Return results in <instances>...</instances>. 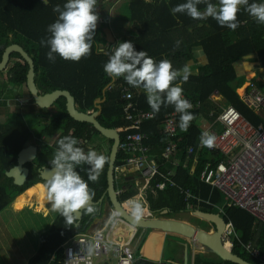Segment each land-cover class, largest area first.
<instances>
[{"label":"trees","instance_id":"1","mask_svg":"<svg viewBox=\"0 0 264 264\" xmlns=\"http://www.w3.org/2000/svg\"><path fill=\"white\" fill-rule=\"evenodd\" d=\"M186 2L187 0H124L122 4H116V6L112 4L114 2L110 3L105 12L104 7H98V3L100 20L93 38L91 55L79 62L65 61L56 55L53 63L47 58L50 48L42 45L41 40L51 37L48 28L58 19L59 14L53 11L54 6L60 5L63 8L67 0H0V60L6 46L14 43L23 46L34 60L35 81L42 92L57 89L68 90L74 96L78 109L84 112L96 110V99L104 98L101 104V115L98 117L103 126L116 129L122 138L128 133L143 131L150 133L148 134L149 144L152 145L153 141L161 142L163 137L165 142L166 135L161 131L158 133V129H161L166 114L174 110V106L162 105L160 112L154 113L142 87H132L123 78H112L105 73L104 65L108 62L111 52L106 48L104 28H111L113 25L119 40L125 39V42H132L137 51L147 52L148 56L157 63L163 59L170 60L175 69H182L189 61H195L193 47L201 45L207 59L197 64V75H191L187 82L178 81L183 88V94L195 101H206L209 95L218 91L225 96L229 104L235 106L244 117L257 125L260 119L236 93V88L242 85L244 76L237 74L235 63L242 61L246 56L256 54L264 67V24L256 22L243 8L239 14L240 26L235 31L221 27L212 17L195 20L186 13H177L175 16L171 13V8ZM209 2L218 5L219 0H209ZM249 3H264V0H249ZM113 8L114 14L111 15ZM198 9L205 11L206 4L201 3ZM188 30L191 31L190 39L185 36ZM99 46H102L103 51H100ZM14 58H16L14 65L8 66L4 72H0V75L8 78L7 80L14 86L20 87L26 83L28 65L16 53L12 55V59ZM92 83L93 86L89 90ZM126 85L134 90L136 94L134 101L137 106L144 111L153 112L154 119L135 126L123 118L122 109L126 102L121 99V89ZM256 85L264 93V83L256 82ZM245 88V85H242L237 92L240 94ZM65 103V99L60 98L48 112L43 110V116L39 119L41 122L38 132L40 136L45 135L46 137L53 131L59 130V133L55 132L57 140L54 145L45 144L43 139L39 141L40 152L37 159H40V162L49 163L48 161H51L58 148V141L64 136L72 135L82 144L102 137L91 124L73 120L66 111ZM55 110L57 112L54 114ZM189 111L195 119L191 121L187 131H182L179 127L178 135L174 139L177 144L178 164L174 166L176 172L173 171L170 179L176 186H171V182H167L165 188L161 190L156 185L163 181V178L160 176L154 178L145 189L149 211L151 213L167 211L166 216L168 217L186 211L187 206L182 201L176 189L177 186L190 190L198 198L207 199L211 195V202L216 203L223 210L221 216L227 223L231 222L233 227L241 233L242 242L252 241L260 247L261 251H264V223L249 212L236 206H230L228 200L218 189L213 190L211 185L201 178L205 157L200 147L203 136V128L198 123L200 111ZM14 113L15 111L12 114ZM17 117L21 119L20 114ZM177 121L180 123V116ZM26 129L25 127V132L28 131ZM14 131L8 127L0 132V143L3 144L2 148L0 147V211L37 181L35 177L30 176L24 186H18L5 174L13 164H16L17 154L24 146L23 143L17 145L20 138H17V133ZM106 144H108L107 148L103 142L99 149L94 150L109 156L112 140L106 139ZM190 147L194 148L192 155L188 154ZM195 157L198 158L197 165L195 171L191 173L190 165ZM122 161L123 156L119 153L115 166H120ZM185 162L188 163L185 165ZM88 167L86 164L79 165L76 170L94 190V201H99L105 194L102 202L104 204L108 202L106 194L108 165L105 166L98 182L88 179ZM160 170L164 172L162 168ZM5 180H8L10 185L3 183ZM133 187L134 184H130V187L119 195V200H132L134 198ZM48 205L51 204L47 199V188L37 183L14 201L12 210L19 212L28 207L46 216L49 211ZM199 208L201 209L198 210L211 213L208 207L204 208L201 205ZM56 218L55 229L62 230L65 236H69L73 224H67L61 214ZM56 232L53 230V233L56 234ZM46 245L47 238H43L38 255L33 257L28 264H48ZM232 250L247 261L259 263L250 256L248 251H245L238 241L235 242ZM51 253L52 251L49 254ZM215 257L210 258L204 254H197L194 264H236ZM62 259L61 248L59 254L51 258L49 264H62Z\"/></svg>","mask_w":264,"mask_h":264},{"label":"built area","instance_id":"2","mask_svg":"<svg viewBox=\"0 0 264 264\" xmlns=\"http://www.w3.org/2000/svg\"><path fill=\"white\" fill-rule=\"evenodd\" d=\"M121 93L122 100L126 102L123 107L124 118L133 125L140 126L155 118L153 112L144 111L137 106L134 101L136 94L129 86H123ZM184 98L193 105L189 110L200 111L199 120L203 119L207 123L209 118L214 119L210 125H203V135L208 133L214 136L215 142L213 147H206L202 142L203 136L201 137L200 147L206 149L201 178L213 190L218 189L230 206L239 207L264 223V93L255 82L250 81L240 96L244 104L260 119L257 125L251 123L232 104L214 106L201 100H192L186 95ZM207 108H210L209 111ZM179 116L174 109L166 114L162 122L161 129L166 140L159 160L155 159L152 146L148 143V134L136 132L128 133L123 138L120 136L118 154L123 156V161L120 166L115 167V174L117 177L119 172L123 178L129 174L135 176L132 183L137 187V194L133 198V204H139L141 208L147 205L145 189L154 178H163L156 185L161 190L167 182H171L174 166L178 164L174 139L179 132ZM193 152L194 148L190 147L188 154L192 155ZM197 159L195 157L193 160L195 164ZM167 165H170V169H167ZM125 167L131 169V173ZM161 168L164 172H161ZM170 185L176 186L173 181ZM176 189L189 207L197 203L198 197L190 190L181 186ZM116 216L118 219L119 216ZM233 232V225L227 224L224 242L234 236ZM244 246L253 259L264 263V251L260 247L250 242ZM62 256V264H151L144 260V255H136L129 243L110 241L108 232L104 230L92 235L79 233L72 236L63 245Z\"/></svg>","mask_w":264,"mask_h":264},{"label":"clouds","instance_id":"3","mask_svg":"<svg viewBox=\"0 0 264 264\" xmlns=\"http://www.w3.org/2000/svg\"><path fill=\"white\" fill-rule=\"evenodd\" d=\"M201 3L206 4L203 12L198 9ZM97 4L98 0H67L63 8L60 5L54 6L53 11L59 14L58 19L48 28L51 37L41 40L42 45L50 48L47 53L49 61L54 63L58 55L65 61L79 62L91 55L93 38L100 20ZM242 8L256 22L264 24V3L250 4L249 0H219L218 5L209 0H187L186 3L171 8V13L174 16L177 13H186L195 20L212 17L221 27L235 31L240 26L239 14ZM117 43L116 38L114 44L107 42L106 48L111 55L104 65L105 73L112 78H123L132 87H142L154 113H159L162 105L174 106L175 111L180 114V129L187 131L191 121L195 119L189 111L193 105L184 98L183 88L178 81L187 82L189 80L190 67L185 65L182 69H175L170 60L163 59L157 63L148 56L147 52L137 51L132 42H121L115 47ZM99 48L103 51L102 46ZM48 138L49 135L43 138L45 144ZM202 142L206 147L211 148L214 146L215 137L205 133ZM78 144V139L72 135L61 138L53 158L49 161L50 178L47 182L37 178V181L30 185L33 186L37 182L45 184L47 199L52 210L59 212L69 225L78 221L81 213L94 214L97 211L92 203L95 192L76 170L77 166L88 165V179L98 182L105 166L111 162L109 156L100 154L91 148L85 152ZM201 150L205 157V147ZM34 165L37 176V171L41 166L36 163ZM30 176L33 177L31 171L27 181ZM128 177L134 178L135 176L131 174ZM142 214L141 206L133 204L132 215L137 221L141 219ZM223 243L229 245L224 240Z\"/></svg>","mask_w":264,"mask_h":264},{"label":"crops","instance_id":"4","mask_svg":"<svg viewBox=\"0 0 264 264\" xmlns=\"http://www.w3.org/2000/svg\"><path fill=\"white\" fill-rule=\"evenodd\" d=\"M123 2H124V0H114L113 4L116 6V4H122ZM110 29H111L113 35L115 36V33H116L115 30L112 29V28H110ZM190 33H191L190 30L185 32V36L187 37V39H190ZM115 38H116V40L119 41L118 43L125 42V39L119 40V38H117V36H115ZM193 53H194L195 61H189L187 63V65L191 69V75H197L198 74V66H197V64H200L199 62L203 61L204 59H207V57H206L205 52L203 51V48H202L201 45L193 47ZM242 85H244V81L242 82ZM242 85H240L239 87L236 88V93H237V89L240 88ZM2 86H5V84L2 83ZM92 86H93V83L90 85V87L88 89L91 90ZM106 88L104 89V92H105ZM15 90H17V88ZM1 91H3V90H1ZM7 93H8V91H7ZM7 93L5 92L6 96H7ZM26 99H28V97H25V98L21 99L23 101V106L21 107V111L24 114H27V113H29L30 110H32V112H30V113H34L35 116H38V114L40 112L43 113V110H46L48 112V110L51 109V108L41 109V108L37 107L35 105V103L32 104V103H30L29 100H28L29 102L26 101ZM103 99H101V100H103ZM121 99H122V93H121ZM12 100H18V99H16V97H14ZM4 101H5L4 98L0 96V102H1L0 103V121H3V127L0 128V132L2 130L4 131V129H5L4 125L6 124V121L8 119L6 117V114L13 115L12 113L14 112L13 110H8L7 109V107H10V105L8 103H7V107L5 109L6 111L2 109V106H3L2 102H4ZM204 102H207L210 105L217 104V105L223 106V105H227L229 101L225 98L224 95H221L217 91V94L216 93H212L211 95L208 96V99L206 101H204ZM95 103H96V101H95ZM41 116H43V114ZM11 117H13V116H11ZM16 117H17V115L15 116V118ZM40 117H39V119H40ZM39 123H41V122L38 121V125H39ZM160 131L163 134V129H158V133H160ZM38 132H39V130H38ZM38 132H31V130L25 132L22 136L19 137L20 138V142H17V145L21 144V143L24 144L23 147H26L27 145H34L35 147H37L38 154H39L40 149H39L38 143H39V141L41 142V140L45 137V135H41L40 136V134ZM55 132H53V133H51L49 135L48 141L46 142L48 145L52 146V145L55 144V140L57 138V136L55 135ZM143 133H146V132L143 131ZM146 134H150V133H146ZM151 134L155 135L156 133H151ZM89 141H87L82 146V148H85V152H87L89 150V149H86V144ZM148 143H150V141ZM164 144H165L164 137H163L161 142H157V140H156V141H153L152 145L150 144L152 146L153 153L155 154V159H157V160L161 159L160 158V153L162 152V150L164 148L163 146H165ZM2 146H3V144L0 143V147L1 148H2ZM38 154H37V157H38ZM37 157H36V162H35L37 165L51 167L50 163L40 162V159H37ZM186 163H188V162H185V165H186ZM196 165L197 164H195V161L191 162V165H190V169H191L190 172L191 173H193L195 171ZM13 166H14V164L11 167H13ZM27 167L30 169L33 177H35L37 179L35 165L33 166V168H30L31 164H27ZM167 169H170V165H167ZM175 172H176V170H175ZM117 174H119V172H117ZM172 175H173V173H172ZM116 178L117 177H116V174H115V185H116V189L118 191L119 180H118V178L117 179ZM133 179L134 178H131V177L122 178V181L120 182V184L122 186V190H121V192L118 191V195H120L126 188L130 187V184H132ZM2 180H4V179H2ZM5 182H6L7 185H10V182L8 180L3 181V183H5ZM37 183H41V182H37ZM41 184H43V183H41ZM43 185H44V187H46L45 184H43ZM30 187H32V186H30ZM30 187H27L24 191H26ZM20 195H18L15 199L10 201L4 207V210L0 211V214H1V213H3L5 211V209L10 208L11 215L20 214V217L16 220V222L12 226V234L11 235H8V232H7L8 228H6L5 226L2 227V229H0V264H23V259L25 257H27V260H26V262L24 264H28L29 261L33 257L38 255V252H39V249H40L41 242H42L43 238H47L46 250H47V253H48L47 262L49 264L51 258H54L57 254H59V251L63 247V245L72 236L78 234L77 233L78 231H80V233H83V234L92 235L96 231L104 230L105 232H108V238H109L110 241L115 242V243H122V244L129 243L131 248H132V250L134 251V253L136 255L143 256L145 239H146V237L148 236L149 233L143 235L142 233H140L139 230H137L138 229L137 227H134V226L130 225L131 223H128L125 220L121 219L120 216H119V218L117 220H121L123 222L119 221L118 224L120 226L122 224H124L129 229L128 231L126 229V233H125L124 238L123 239H119V236L117 238H111L110 233H111V229H112L114 224L112 226H110L109 229L106 230V228L108 226V223H109V222H106L107 221V214H108L107 206L110 204L109 199H108L109 204H108V202H105L104 204L100 203V204L95 205L97 211L94 214L83 213L82 220H81V225L79 227H77L76 226V222H75L72 225L71 230L69 231L70 235L69 236H65L66 234L64 233V231L55 229L54 224H55L56 219H57L56 216H58L60 213L56 212V211H53L52 208H51V205L47 206L49 211H48V214L46 216L42 215L41 213H37L32 208H28V207L24 208L23 210H21L19 212L13 211L12 210V204L14 203V201H16V199ZM180 197H181L182 201L185 203L184 198L181 195H180ZM210 197H211V195H210ZM210 197H208L207 199L202 198V197L197 198L198 199L197 203L196 204L193 203L191 205V207H189L185 203L186 206H188L189 208L187 207L186 211L185 210L181 211V213L188 212V211H190L189 209H192V208H195V210L201 209L199 207L201 205H203L204 208L208 207L209 209H211V213H217V214H219L221 216V214L223 213V210L220 208L219 205H217L216 203L211 202L212 200H210ZM120 202H121L122 206L124 207V209L129 214L132 215V206H133L134 200L130 199V200H124V201H120ZM128 202H129V204H128ZM147 205H148V203H147ZM147 205H146V207L142 208L143 209V214H142L141 218L165 219V218L157 217V215H159L161 213H163L164 217L168 218V216H165V213H167V211H162L161 213H151L149 211ZM110 207L112 208V206H110ZM27 212H30V213L25 215V213H27ZM36 215L41 216L42 218H44L46 220L45 223H42L41 221L36 219L35 218ZM49 217H51V219H48ZM169 217H170V219H175V217H173L172 215H170ZM176 220H178V219H176ZM180 221H183V220H180ZM0 222L2 223L1 218H0ZM3 222L5 224V221H3ZM105 222H106V226H103L102 224L105 223ZM229 223H231V222H228L227 224H229ZM212 227H213V225H212ZM37 228H38L37 231H33V230H36ZM53 230L57 231L56 234L53 233ZM166 234L167 235H171L170 233H166ZM233 234H234V236H232L233 247H234V244H235L236 241H238V242H240L242 244V247L245 249V251H247V249H246V247L244 245H246L248 242H250L251 244L255 245L252 241H248L247 243H243L242 240H241V233L239 231H237L235 228H234ZM167 237H169V236H167ZM170 238H171L170 240H166L165 243H164L162 257H161L160 261H157V262L152 261L151 258L154 257L153 254H149L148 255V257H150V259L147 256H144V260L149 262V263H151V264H184V262H185L184 261V254H183L184 246H183L182 243L185 242L187 244V261L185 263L186 264H194L197 254L194 257H192V253H191V248H192V243L191 242H192V239H187V240L184 241L182 237H180V236H172V235H171ZM36 239H38V240H36ZM35 241H38L37 251L31 252L30 254L27 255L26 254L27 249H28L27 247L31 246L30 249H29V251H30L32 249V246L35 245ZM168 243L175 244L176 248L179 250V251H177L175 258L169 257V254L167 253ZM233 247H232V249H233ZM51 248H52V250H51ZM50 251H52L51 254H49ZM199 254H201V253H199ZM208 257L216 258V257H211V256H208Z\"/></svg>","mask_w":264,"mask_h":264},{"label":"water","instance_id":"5","mask_svg":"<svg viewBox=\"0 0 264 264\" xmlns=\"http://www.w3.org/2000/svg\"><path fill=\"white\" fill-rule=\"evenodd\" d=\"M100 25V24H99ZM104 33L106 36V41L109 44L115 43V37L109 28H104ZM18 54L28 65V72L26 75L25 86L28 91V96L32 99L35 105L41 109H47L54 106V104L60 99H65V107L68 115L75 121L86 122L93 126V128L100 133L102 137L108 140H112V145L110 147L109 157L111 162L107 167L106 181L107 188L106 194L108 196L109 202L121 219L125 220L131 225L147 229L149 231L148 236L145 239L143 255L147 256L153 254L154 257L151 258L152 261L157 262L161 260L164 243L166 240H170L172 236H180L183 240L192 239L197 241L207 250L211 251L217 257L224 261L236 263V264H256L245 260L239 255L235 254L231 247L223 243V236L226 230L225 219L217 213H207L200 210H196V215L205 221L212 223L215 227L211 232L205 231L203 229H197L195 226L188 222L176 220V219H150V220H139L137 221L135 217L129 214L121 202L119 201L118 191L115 185V163L118 154V145L120 142V134L114 128H108L103 126L98 117L101 115L102 102L101 99L96 100V111L84 112L80 111L75 104L74 96L68 90H54L51 92H41L35 81V64L31 55L26 51V49L19 44H11L4 48L1 60H0V72L7 69L12 61V55ZM28 101V99H26ZM38 154L37 147L34 145H27L22 148L16 160V165L11 167L5 172L6 176L13 179L15 185L22 186L28 179L29 168L26 166L30 163H35ZM37 178L41 181H46L50 178V167L41 166L37 171ZM105 194L99 199L98 202L92 201L93 205H97L103 202ZM83 213L80 214L79 220L76 221V226L81 225ZM154 226H159L163 230H156ZM173 229L178 232L167 231V229ZM78 234L80 231L77 232ZM170 233L171 235H167ZM169 236V237H167ZM184 246L183 254L184 261H187V244L182 243ZM150 259V257H148ZM155 258V259H154ZM184 262V264H186ZM264 264V263H257Z\"/></svg>","mask_w":264,"mask_h":264},{"label":"rangeland","instance_id":"6","mask_svg":"<svg viewBox=\"0 0 264 264\" xmlns=\"http://www.w3.org/2000/svg\"><path fill=\"white\" fill-rule=\"evenodd\" d=\"M112 2H114V0H101L98 2L99 3L98 7L99 8L104 7V12H105L108 5ZM114 8H116V7H114ZM114 8L111 11V15L114 14ZM111 28L114 29L113 25ZM115 36H117V38H118L117 32L115 33ZM15 61H16V58H14L10 62V65H14ZM235 68H236L238 75L244 76L245 87L249 84L250 81H252L253 83L254 82L255 83L256 82L264 83V67L261 64V59L258 58V56L256 54L246 56L242 61L236 62ZM4 71H1V72H4ZM251 75H253V77ZM7 79L8 78H4L0 75V96L3 97L5 100L4 102H2V105H3L2 109L5 110L7 107V103H8L10 105V107H7V109L13 110V111H15V113L13 115L6 114V117L8 119L6 121V124L4 125V128L9 127L10 129L15 130L14 132L17 133L18 139L20 136H22L24 134L25 127L27 128L26 130H28V131L31 130V132H38L39 127H40V125H38L39 117L43 113L40 112L38 114V116H35L34 113H30V112H32V110H30L29 113H27V114L22 113L21 107L23 106V101L21 99L28 97V91L24 85L20 86L19 88H17V90H15L16 87L13 84H10ZM2 83L5 84V86H2ZM1 90H3V91H1ZM7 91H8V93H7ZM5 92L7 93L8 97L6 96ZM241 94H243V93L240 92L239 95L241 96ZM14 97H16V99H18V100H12ZM30 103H31V101H30ZM209 109L210 108H207V111H209ZM92 111H94V109L90 110L89 112H92ZM56 112H57L56 110L53 111L54 114ZM18 114L21 115V119L18 117L15 118V116ZM11 116H13V117H11ZM213 120H214L213 118H209V121L206 123L205 120L202 119V120H199L198 123L203 128V125L208 126L213 122ZM2 127H3V121H0V128H2ZM57 133H59V130H57ZM103 142H104L105 148H107L108 144H106V139L103 137H97L94 140H90L86 144V149H90V148L91 149H99L100 144ZM78 146L81 147L82 145L80 146L78 144ZM125 170L129 171L130 173L132 171L131 169L129 170V168H127V167H125ZM129 175L131 176V174H129ZM117 178L119 180L118 191L121 192L122 186H121L120 182L122 181L123 176L120 174H117ZM132 189L134 190L133 197H135L137 194V187H133ZM189 210L190 211L184 212V213L172 214V216L175 217V219L183 220V221L190 223L191 225L195 226L197 229H203V230L208 231V232H211L213 230L212 223L205 221L202 218L198 217L196 215L195 208H192ZM107 212H108V214H107V221L106 222H109V223H108L106 230L109 229V227L114 224L115 219H117V216H116L114 210L109 205L107 206ZM28 213H30V212L25 213V215H27ZM165 216H166V213H165ZM19 217H20V214L11 215L10 208L5 209V211L0 214V218L2 220V223L0 222V229H2V227L5 226L6 228H8V231H7L8 235H11L12 234V226ZM157 217L166 218V217H164L163 213L157 215ZM35 218L38 219L39 221H41L42 223H45V221H46L44 218H42L41 216H38V215H36ZM168 218H170V217H168ZM48 219H51V217H49ZM3 221H5V224ZM106 222L103 223L102 225L106 226ZM37 230H38V228L36 230H33V231H37ZM137 230H139L140 233H142L143 235L149 233L147 231V229L138 228ZM36 240H38V239H36ZM191 243H192V248H191L192 257H194L196 254H199V253L204 254L206 256L215 257V254H213L211 251L207 250L204 246H202L197 241L192 240ZM37 246H38V241H35V245L32 246V249L30 251H29V249L31 246L27 247L28 249H27L26 254L28 255L31 252L37 251ZM228 247H230V246L228 245ZM177 251H179V250L176 248L175 244L168 243L167 253L169 254V257L175 258ZM26 260H27V257H25L23 259V264L26 262Z\"/></svg>","mask_w":264,"mask_h":264},{"label":"bare ground","instance_id":"7","mask_svg":"<svg viewBox=\"0 0 264 264\" xmlns=\"http://www.w3.org/2000/svg\"><path fill=\"white\" fill-rule=\"evenodd\" d=\"M253 77V75H251ZM22 201V199L20 200ZM129 209V208H128ZM195 214V213H194ZM149 216V215H148ZM150 220L149 218H141L140 220ZM153 219V218H151ZM121 221V220H116V222L114 223L112 229H111V233H110V236L111 238H117L119 236V239H123L124 236H125V233H126V229L127 231L129 230L124 224H122L121 226L118 224V222ZM123 222V221H121ZM185 222V221H184ZM131 225V224H130ZM133 226V225H132ZM135 227V226H134ZM154 228L156 230H163L161 227L159 226H154ZM167 231H172V232H178V231H175L173 229H167Z\"/></svg>","mask_w":264,"mask_h":264},{"label":"flooded vegetation","instance_id":"8","mask_svg":"<svg viewBox=\"0 0 264 264\" xmlns=\"http://www.w3.org/2000/svg\"><path fill=\"white\" fill-rule=\"evenodd\" d=\"M25 88H26V87H25ZM26 89H27V88H26ZM41 92H42V91H41ZM28 100L31 101L32 104H34V101L31 100V99L29 98V96H28ZM29 101H28V102H29ZM79 145H80V146H81V145L83 146V144H82L81 142H79ZM82 146H81V147H82ZM17 155H18V154H17ZM16 160H17V157H16ZM33 166H34V165L31 164V167H30V168H33ZM226 223H227V222H226ZM212 225H213V224H212ZM213 229H215L214 225H213ZM225 231H226V230H225ZM226 242H227V241H226ZM227 243L230 245L231 248L233 247L232 237L230 238V240H228Z\"/></svg>","mask_w":264,"mask_h":264}]
</instances>
